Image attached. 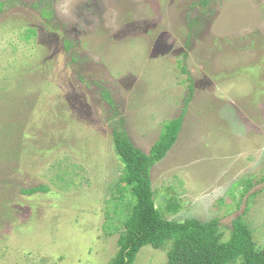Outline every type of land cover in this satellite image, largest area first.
Returning <instances> with one entry per match:
<instances>
[{"label":"rangeland","instance_id":"374dc122","mask_svg":"<svg viewBox=\"0 0 264 264\" xmlns=\"http://www.w3.org/2000/svg\"><path fill=\"white\" fill-rule=\"evenodd\" d=\"M0 2V264H109L133 200L112 129L148 152L179 116L160 211L224 240L242 215L264 249V0Z\"/></svg>","mask_w":264,"mask_h":264},{"label":"trees","instance_id":"16d2710c","mask_svg":"<svg viewBox=\"0 0 264 264\" xmlns=\"http://www.w3.org/2000/svg\"><path fill=\"white\" fill-rule=\"evenodd\" d=\"M2 6L0 2V11ZM181 118L163 122L148 152L134 146L122 120L112 129L114 149L123 164L118 182L124 183L122 187L128 188L133 200L126 219L119 222L117 248L109 264H132L141 247L150 245L162 249L167 243L165 264H230L236 259L241 264H264V249L256 248L252 231L242 215L232 220L229 236L224 240L218 218L207 221L194 217L168 219L156 204L150 169L175 142ZM251 182L249 177L246 188Z\"/></svg>","mask_w":264,"mask_h":264}]
</instances>
